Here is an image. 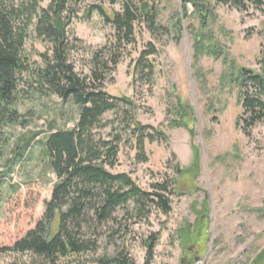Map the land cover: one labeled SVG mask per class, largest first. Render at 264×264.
Instances as JSON below:
<instances>
[{
    "label": "rangeland",
    "instance_id": "1",
    "mask_svg": "<svg viewBox=\"0 0 264 264\" xmlns=\"http://www.w3.org/2000/svg\"><path fill=\"white\" fill-rule=\"evenodd\" d=\"M36 1L41 8L49 4V0ZM144 1L155 8L158 28L151 33L142 22L135 27L134 43L123 46L122 57L103 87L109 95L126 97L135 107L136 122L165 138L145 142L147 160L139 162L127 128L130 113L122 112L129 111L126 106L105 114L103 126L94 133L106 141L116 135L121 138L116 165L107 168L110 173L128 174L147 192L155 183L171 182L172 209L167 215L151 209L140 220L131 202L117 208L102 226L84 225V238L97 242L95 252L61 259L59 264H95L96 259L122 249L134 264H144L145 242L150 238L155 239L152 264H251L264 249V122L249 137L236 127L242 114L236 90L221 81L230 71L228 64L200 58L193 65L194 36L202 29L191 1ZM204 2L213 13L205 32H213L228 60L237 67L264 72V14L254 8L241 13L213 0ZM98 3L74 0L76 12L68 38L76 49L69 61L81 75L89 73V52L102 49L113 35L97 12L87 15ZM101 4L108 14L120 11L119 5ZM32 30L33 26L24 48L34 62L45 47ZM149 43L156 50L149 57L154 67L152 82L133 81V65ZM196 74L203 79L197 80ZM179 101L187 105L183 115L193 127L192 135L186 127L169 126L182 120L175 114ZM17 109L22 116L19 124L6 127L0 140V249L12 247L41 220L56 181L46 167L43 142L51 126V132L72 128L78 116L72 103L42 95L25 83ZM196 148L198 174L185 175ZM0 264L49 263L30 253L5 252L0 254Z\"/></svg>",
    "mask_w": 264,
    "mask_h": 264
},
{
    "label": "trees",
    "instance_id": "2",
    "mask_svg": "<svg viewBox=\"0 0 264 264\" xmlns=\"http://www.w3.org/2000/svg\"><path fill=\"white\" fill-rule=\"evenodd\" d=\"M96 1L99 3L93 5L87 15L97 12L104 24L113 30V35L102 49L89 52V73L81 75L69 61L70 53L76 49L68 38V26L76 12L74 0H49L45 8H41L36 0H0V140L6 127L20 122L22 116L17 104L23 83L30 84L42 95L55 96L64 103L70 102L78 109L72 128L51 132V126L43 142L46 167L56 181L52 186L51 198L44 202L45 211L41 220L12 247L0 249V254L30 253L43 257L49 264H59L61 259L95 252L97 242L84 238L83 227L94 222L96 228L102 226L111 220L117 208L131 202L140 220L151 209L164 215L171 212V182L155 183L151 186L152 191L147 192L128 174L110 173L107 168L112 169L116 165L121 138L116 135L106 141L97 138L94 133L103 126L105 114L116 113L126 106L129 111L122 112L130 113L127 128L130 138L135 141L139 162L147 160L144 155L145 142L153 143L165 138L161 132H147L150 127L136 122L135 107L126 97L109 95L103 87L106 76L114 71L122 57L123 46L134 43L135 27L142 22L151 33L158 28L157 12L144 0ZM102 2L112 7L119 5L120 11L108 14ZM190 3L200 17L202 29L194 36L193 65L200 58L221 59L222 63L229 65L230 71L222 75L221 81L236 90L237 103L242 109L236 127L249 137L251 130L264 122V72L237 67L234 61H229L224 47L213 32H205L209 15H213L211 6L205 4L204 0ZM213 3L230 6L241 13L254 8L264 14V0H213ZM32 26L35 38L45 47V52L38 54L39 59L34 62H31L24 48ZM176 27V32L180 34L178 23ZM155 55V47L147 44L133 65V81L152 82L154 67L149 57ZM200 77V74H196L197 80ZM178 105L179 112L175 114L178 113L182 120L174 121L169 126L186 127L192 135L193 127L186 124L183 115L187 105H183L182 101ZM198 170L199 152L196 148L193 163L184 174L195 176ZM145 243L144 264H152L155 239L150 238ZM95 264L134 262L128 251L122 249L113 256L96 259ZM251 264H264V249Z\"/></svg>",
    "mask_w": 264,
    "mask_h": 264
},
{
    "label": "water",
    "instance_id": "3",
    "mask_svg": "<svg viewBox=\"0 0 264 264\" xmlns=\"http://www.w3.org/2000/svg\"><path fill=\"white\" fill-rule=\"evenodd\" d=\"M182 2L190 1V0H181Z\"/></svg>",
    "mask_w": 264,
    "mask_h": 264
},
{
    "label": "flooded vegetation",
    "instance_id": "4",
    "mask_svg": "<svg viewBox=\"0 0 264 264\" xmlns=\"http://www.w3.org/2000/svg\"><path fill=\"white\" fill-rule=\"evenodd\" d=\"M190 1H194V0H190Z\"/></svg>",
    "mask_w": 264,
    "mask_h": 264
}]
</instances>
